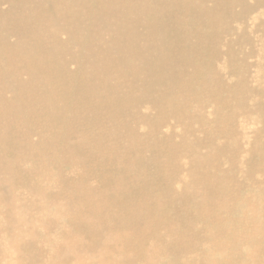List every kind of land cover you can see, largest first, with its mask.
<instances>
[{
    "label": "bare ground",
    "instance_id": "obj_1",
    "mask_svg": "<svg viewBox=\"0 0 264 264\" xmlns=\"http://www.w3.org/2000/svg\"><path fill=\"white\" fill-rule=\"evenodd\" d=\"M0 264H264V0H0Z\"/></svg>",
    "mask_w": 264,
    "mask_h": 264
},
{
    "label": "rangeland",
    "instance_id": "obj_2",
    "mask_svg": "<svg viewBox=\"0 0 264 264\" xmlns=\"http://www.w3.org/2000/svg\"><path fill=\"white\" fill-rule=\"evenodd\" d=\"M24 6H25V5H24ZM16 8H17L18 12H16V13L13 12V15L19 18V17H20V15H19V10H20L19 5H18ZM28 26L31 27L30 24H27V25L24 26V30L27 31V30H28ZM42 28H48V27L43 26V27H40L39 29H42ZM254 83H255V84H258V85H262V83H259L257 80H255ZM79 116H81V118H84V112H82ZM88 121H90V120H87L86 123H87Z\"/></svg>",
    "mask_w": 264,
    "mask_h": 264
}]
</instances>
